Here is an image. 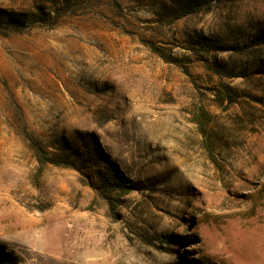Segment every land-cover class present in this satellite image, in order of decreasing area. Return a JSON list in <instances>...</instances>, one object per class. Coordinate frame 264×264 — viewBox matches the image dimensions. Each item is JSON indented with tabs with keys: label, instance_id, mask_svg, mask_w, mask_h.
Segmentation results:
<instances>
[{
	"label": "rangeland",
	"instance_id": "1",
	"mask_svg": "<svg viewBox=\"0 0 264 264\" xmlns=\"http://www.w3.org/2000/svg\"><path fill=\"white\" fill-rule=\"evenodd\" d=\"M0 11V264H264V0Z\"/></svg>",
	"mask_w": 264,
	"mask_h": 264
},
{
	"label": "trees",
	"instance_id": "2",
	"mask_svg": "<svg viewBox=\"0 0 264 264\" xmlns=\"http://www.w3.org/2000/svg\"><path fill=\"white\" fill-rule=\"evenodd\" d=\"M40 13L41 14H38V16H31L32 18H34L32 20V22H34L33 24H37L39 22L44 23L46 22V20H48V23H46V26H48V28L55 27L62 16V13H60L59 10L55 11L52 15L50 13H44L43 10L40 11ZM29 17L30 16L26 15L25 13L0 11V28H2L4 25L8 28L14 29L16 32H19V30H22L21 28L24 22H26ZM68 158L70 160L71 157L68 156ZM56 164L59 165L61 163ZM109 174L110 176L114 177V181H117L119 186L124 187V184L121 182L120 178L118 177V175H116L115 172H113V175H111V173Z\"/></svg>",
	"mask_w": 264,
	"mask_h": 264
}]
</instances>
